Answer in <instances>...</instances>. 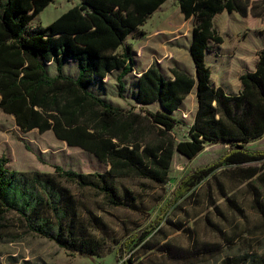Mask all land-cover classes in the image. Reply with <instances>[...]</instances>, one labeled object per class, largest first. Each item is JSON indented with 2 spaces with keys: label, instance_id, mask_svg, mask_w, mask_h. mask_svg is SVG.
<instances>
[{
  "label": "trees",
  "instance_id": "16d2710c",
  "mask_svg": "<svg viewBox=\"0 0 264 264\" xmlns=\"http://www.w3.org/2000/svg\"><path fill=\"white\" fill-rule=\"evenodd\" d=\"M166 1L80 0L42 26L33 21L54 0H0V110L12 115L23 132L52 131L58 140L109 166L102 173L60 165L51 173L21 171L10 168L9 159L0 155V237L4 236L2 229L14 223L69 252L91 257L94 247L89 236L78 233L77 199L65 183L93 190L110 206L138 211L127 194L118 192L114 177L135 175L164 184L175 151L193 159L212 144L227 148L214 161L187 172L156 218L126 236L120 251L126 254L134 244L147 240L187 193L223 165L234 166L238 178L248 180L252 207L264 218V187L255 184L264 181V150L248 146L264 135V47L257 52L254 70L238 75L237 90L216 84L207 62L210 45L223 42L215 17L223 12L259 17L264 8L255 11L258 5L251 0H177L184 17L193 18L190 55L195 76L173 67L172 77H166L152 64L137 77L133 98L139 111L134 105H113L91 90L96 79L120 71L122 96L123 78L134 65L131 48L118 49ZM70 60L78 64L76 77L63 72ZM50 62L56 65L55 75L48 71ZM194 88L198 107L188 129L189 139L177 141L172 131L180 121L174 112ZM152 104L159 108H147ZM12 213L15 217L10 218ZM171 257H175L171 263H152L187 260L179 252ZM126 263L134 264L130 259ZM249 264H264V258Z\"/></svg>",
  "mask_w": 264,
  "mask_h": 264
},
{
  "label": "rangeland",
  "instance_id": "374dc122",
  "mask_svg": "<svg viewBox=\"0 0 264 264\" xmlns=\"http://www.w3.org/2000/svg\"><path fill=\"white\" fill-rule=\"evenodd\" d=\"M251 2L258 5L255 11L264 8V0ZM79 3L80 0H54L33 24L46 26ZM214 24L223 42L210 45L207 62L212 68V79L218 85L237 90L238 75L254 70L257 52L264 47V11L259 17L251 13L242 17L235 12H223L215 17ZM192 31L193 18L184 17L177 0H167L136 31V73L133 70L123 78L122 96L117 78L120 71L109 73L104 80L96 79L91 90L113 105L125 108L134 105L139 111L140 105L133 98L137 77L152 64L156 63L166 77H172L173 67L195 76L190 55ZM48 71L55 75L56 65L50 62ZM63 72L76 77L77 62L67 61ZM194 95V92L189 95L174 113L180 121L172 131L177 141L189 139L187 133L196 110ZM147 108L154 111L159 105ZM248 146L264 150V135ZM226 148L223 144L207 145L193 159L175 151L169 178L164 184L135 175L114 177L118 192L122 196L127 194L128 200L139 207L138 211L110 206L93 190L65 183L77 199L78 233L89 236L95 254L85 257L80 252H69L54 241L13 223L1 231L4 236L0 237V264H127V259L134 264L171 263L175 260L171 254L178 252L187 257L181 260L182 264H249L255 258H264V218L252 207L248 180L239 179L236 168L230 165L221 166L187 193L147 240L134 244L126 254L120 251L126 236L156 218L187 172L214 161ZM2 154L9 159L10 168L21 171L51 173L55 165L84 173H102L109 168L93 154L58 140L52 131L23 132L12 115L0 110ZM255 184L264 187L260 179ZM13 216V213L9 215Z\"/></svg>",
  "mask_w": 264,
  "mask_h": 264
},
{
  "label": "crops",
  "instance_id": "0c3cea01",
  "mask_svg": "<svg viewBox=\"0 0 264 264\" xmlns=\"http://www.w3.org/2000/svg\"><path fill=\"white\" fill-rule=\"evenodd\" d=\"M129 37V39H126V41H125V47H121V48H119L118 50L119 51H123L126 47H130L131 48V54H132V58H133V70L135 71V73H136V33H133V34H131V35H129L128 36ZM127 37V38H128ZM146 70V69H145ZM144 71V70H143ZM142 71V72H143ZM142 72H140L139 74H138V76L142 73ZM195 93V95H194V99H196L195 100V104H196V109H197V107H198V103H197V97H196V89L194 88L191 92H190V94L189 95H191L192 93ZM189 95L186 97V99L189 97ZM185 99V100H186ZM184 100V101H185ZM184 103V102H183ZM149 106V105H148ZM180 109V108H179ZM178 109V110H179ZM178 110H176V111H178ZM175 111V112H176ZM174 112V113H175ZM195 112H196V110H195ZM194 117H195V115H194ZM226 146V145H225Z\"/></svg>",
  "mask_w": 264,
  "mask_h": 264
}]
</instances>
